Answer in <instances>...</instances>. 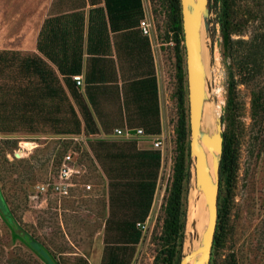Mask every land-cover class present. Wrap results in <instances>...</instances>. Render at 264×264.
Listing matches in <instances>:
<instances>
[{
    "label": "rangeland",
    "instance_id": "rangeland-1",
    "mask_svg": "<svg viewBox=\"0 0 264 264\" xmlns=\"http://www.w3.org/2000/svg\"><path fill=\"white\" fill-rule=\"evenodd\" d=\"M146 2L152 6L146 20L152 24V34L148 37L152 38L157 50L162 95V131L147 136L162 135L165 140L158 185L140 242L129 245L113 242V234L106 225L111 205L109 180L99 161V166L90 165L87 178L95 184L90 196L79 191L75 198L63 200L60 205L55 197L37 192V184L46 180L54 170L53 160L60 146L57 137L65 135L54 130L64 123L63 120L70 118L69 103L65 98L53 99L45 93L29 103L27 96L21 95L22 88L40 91L37 89L40 87L38 76L32 75L27 80L21 71V54L0 51V116L2 125L10 129L1 130L0 122V186L12 215L11 222L0 214V264H107L109 247H115L125 264L161 263L158 257L163 247L165 203L178 151L177 48L170 28L168 0ZM218 7L214 6L210 12V29L205 31L204 27V57L212 83L208 102L218 113L217 125L218 118L222 115L223 119L227 114L233 73L240 168L235 198L231 203V229L214 259L215 264H228L234 254L237 264H264V69L262 75L249 82L240 64L241 48L238 47L233 58L230 56L225 60ZM236 10L241 14L251 11L257 19L244 33L234 34V40H249L257 31H264V0H236ZM180 49L185 54L186 63L184 41ZM223 125L225 132L227 122ZM116 126L120 125L114 124L111 129L98 133L112 134ZM202 131H205L203 123ZM149 137L140 140L138 146L151 148L152 138ZM23 140L35 144L26 142L32 148L25 150L21 146ZM192 161L183 255L195 247L198 233V229L191 230L189 221L198 189L193 157ZM32 241L41 249H37ZM111 242L113 244H108Z\"/></svg>",
    "mask_w": 264,
    "mask_h": 264
},
{
    "label": "trees",
    "instance_id": "trees-1",
    "mask_svg": "<svg viewBox=\"0 0 264 264\" xmlns=\"http://www.w3.org/2000/svg\"><path fill=\"white\" fill-rule=\"evenodd\" d=\"M168 4L170 28L174 32L177 48L178 151L173 181L169 187V194L165 203L166 217L161 237L163 247L158 260H161L159 264H180L183 257L193 161L189 150L190 124L185 54L180 49L184 41L181 3L180 0H168ZM216 5H219L217 15L223 36L225 60L230 56L233 58L234 52L236 50L238 52L241 48L243 52L239 56L244 75L249 82L254 81L257 76L262 75L264 69V31H257L249 40L244 38L234 40L232 36L244 33L248 26L257 19L256 15L251 11L248 14H241L237 11L236 0H210L211 11ZM105 7L113 31L141 29L140 24L145 17L143 0H105ZM131 33L138 34L139 31L136 30ZM236 46L237 48H235ZM21 71L27 80H30L32 75L38 76L40 87L37 89L40 91L33 90L31 92L28 87L22 88L21 95L27 96L29 103L35 102L34 99L39 98L43 93L53 99L65 98L68 100L71 115L67 121L63 120V124L60 123L61 119H59V123L62 125L54 130L58 134H79L82 132L96 134L102 130L111 129L114 124L124 125L125 122L130 127H142L146 135H158L162 131L159 91L155 81L151 89H147L148 91L138 94L134 88L132 94H135V97L126 95L127 90L122 101L120 95L115 96L113 99L116 106L115 110L106 116L101 110V102L90 95L88 88L85 92L81 91L70 77H65L64 82L61 81L58 73L46 64H42L39 59L32 56L22 59ZM231 77L227 114L223 118V122H227V126L224 132L220 166L219 219L211 264H215L214 256L226 241L231 229V203L235 198L239 181L240 167L236 141V101L233 73H231ZM124 110H126V115ZM124 116H126V121L123 119ZM0 122L1 130H10L2 125L1 116ZM138 142V139L109 138L96 139L91 143L94 154L102 164L109 180L111 205L110 216L106 225L107 230L113 234L112 239L114 243L116 242L115 244L129 245L140 242L142 230L138 227V222L146 221L149 216L158 185L162 167V151L154 148H140ZM0 214L9 221L12 220L11 211L1 186ZM32 243L37 249H41L38 243L33 241ZM115 250V247L108 248L106 263L125 264L124 258L122 259ZM228 264H237L234 254L232 261Z\"/></svg>",
    "mask_w": 264,
    "mask_h": 264
},
{
    "label": "crops",
    "instance_id": "crops-1",
    "mask_svg": "<svg viewBox=\"0 0 264 264\" xmlns=\"http://www.w3.org/2000/svg\"><path fill=\"white\" fill-rule=\"evenodd\" d=\"M143 4L146 19L152 6L146 0ZM141 30L113 31L105 0H0V51L39 59L63 82L82 75L84 84L78 87L99 99L106 116L115 110V96L122 101L127 90L135 97L134 88L139 94L155 81L162 118L157 50Z\"/></svg>",
    "mask_w": 264,
    "mask_h": 264
},
{
    "label": "water",
    "instance_id": "water-1",
    "mask_svg": "<svg viewBox=\"0 0 264 264\" xmlns=\"http://www.w3.org/2000/svg\"><path fill=\"white\" fill-rule=\"evenodd\" d=\"M184 45L186 50V73L189 100L190 155L195 163V179L198 187H203L207 199L208 223L198 241V246L183 255L180 264H211L213 245L219 219V195L221 182V159L224 142L222 115L217 123L220 140L218 161H210L207 154L206 136L201 132L200 118L205 102L212 88L207 72L203 37L202 17L205 31L210 29V0H180ZM199 237V236H198Z\"/></svg>",
    "mask_w": 264,
    "mask_h": 264
},
{
    "label": "built area",
    "instance_id": "built-area-1",
    "mask_svg": "<svg viewBox=\"0 0 264 264\" xmlns=\"http://www.w3.org/2000/svg\"><path fill=\"white\" fill-rule=\"evenodd\" d=\"M140 28L143 34L148 36L152 34V24L146 19L141 21ZM73 80L76 82L77 86H82L84 84L82 75H74ZM112 137L138 139L140 141L149 136L146 135L142 127L129 126L116 127L112 134H87L82 132L79 134L61 135L57 137V139L60 140V146L53 160L54 170H52L46 180L37 184V192L44 196L55 197L60 205L63 200L75 198L79 191H83L85 196L93 194L92 191L94 190L95 184L87 177L90 174V165L95 163L96 166H99V163L93 152L91 143L96 139H109ZM149 138H152V148L162 151L165 138L162 135ZM25 142L35 144L33 141L23 140L21 146L25 150L29 149V147L24 146ZM16 155H18V153H16ZM102 176L105 178L103 174ZM94 195H96L95 191ZM138 227L144 230L147 227V223L145 221L138 222Z\"/></svg>",
    "mask_w": 264,
    "mask_h": 264
},
{
    "label": "bare ground",
    "instance_id": "bare-ground-1",
    "mask_svg": "<svg viewBox=\"0 0 264 264\" xmlns=\"http://www.w3.org/2000/svg\"><path fill=\"white\" fill-rule=\"evenodd\" d=\"M201 27H202V37L204 44L205 21L203 17H202ZM217 115H218L217 111L213 109V107L209 104V102L208 101L205 102L200 118V127H201V132L206 136V140H207L206 150L211 162L218 161L220 156V140H219L218 131L216 129L217 125L215 123V119ZM202 123L205 129L204 132L202 131ZM24 146L32 148V146L26 142L24 143ZM189 221L191 223L192 231L198 229V233L195 240V247H197L198 246L197 240L200 238V234H202L208 223L207 199H206V192L203 187L201 188L198 187L197 189V193L195 195V201H194V208L189 215ZM192 263H193V259H191L188 264H192Z\"/></svg>",
    "mask_w": 264,
    "mask_h": 264
}]
</instances>
